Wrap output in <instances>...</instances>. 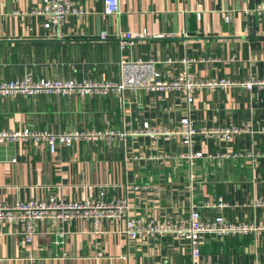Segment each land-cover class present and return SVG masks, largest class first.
Returning <instances> with one entry per match:
<instances>
[{
  "label": "crops",
  "instance_id": "1",
  "mask_svg": "<svg viewBox=\"0 0 264 264\" xmlns=\"http://www.w3.org/2000/svg\"><path fill=\"white\" fill-rule=\"evenodd\" d=\"M72 2L83 13L65 20L63 39L51 40L44 18L32 14L41 0H0V82L27 73L35 79L118 82L121 60H155L169 80L186 69L183 60L195 61L189 71L202 82L264 79V14H252L264 0H119V15H107L103 0ZM102 32L110 38L100 39ZM125 32L149 37L121 50L118 37ZM188 115L197 130L207 132L195 139L194 149L204 155L193 162L181 158L188 149L172 133ZM240 127L247 130L230 143L211 134ZM23 129L128 135L78 141L55 154L46 143H1L0 203L126 201L131 216L157 222L185 216L193 205L203 219L222 215L248 228L205 234L202 260L264 264V88H200L190 107L177 91L0 97V132ZM220 198L231 207L215 210ZM124 230L123 220L103 221L99 235L83 219L46 220L27 244L19 226L2 225L0 264L191 260L190 245L173 235L131 241Z\"/></svg>",
  "mask_w": 264,
  "mask_h": 264
},
{
  "label": "built area",
  "instance_id": "2",
  "mask_svg": "<svg viewBox=\"0 0 264 264\" xmlns=\"http://www.w3.org/2000/svg\"><path fill=\"white\" fill-rule=\"evenodd\" d=\"M105 13L107 15H119V0H103ZM83 12L73 5L72 0H41V5L32 14L44 18L42 25L46 39H63V28L65 20L70 16H78ZM249 12H246V14ZM252 14H264V5L256 8ZM201 18V14H198ZM225 21L230 22V17L225 16ZM149 37L147 32L133 33L125 32L119 35V46L121 50L134 46L135 42ZM110 38L107 32H102L100 39ZM201 61H205L204 59ZM194 60H183L186 69L179 72L174 78L166 79L158 62L155 60H121L119 62L118 82H96L92 80H53L48 78L35 79L27 73L8 82H0V97L9 96H34L40 94L70 96L77 95L85 98L92 95H106L108 93L122 94L128 90L136 92H166L177 91L182 93L187 101L188 107L193 104L194 92L200 88H226L240 86L247 91L255 88H264V79H249L243 82L221 81H198L189 71V63ZM168 64H174L167 60ZM147 128V126H146ZM247 128L227 129L223 131L209 132L220 135L226 142L230 143L234 136L243 133ZM148 132L151 137L155 133ZM182 139V143L188 149L181 158L193 162L203 158V153L194 149L196 137L207 132L197 130L194 120L188 115L185 117L178 129L172 132ZM127 132H97L94 130L69 131L64 133H53L50 131H35L23 129L17 132H0V144L4 142H27L36 144L46 143L52 154L57 152L59 146L71 147L78 141H98L124 139ZM225 156V155H223ZM248 156H251L248 154ZM229 157V155H227ZM16 162V160H12ZM231 207L223 199H219L213 208L223 211ZM73 219L90 221L94 225L95 235L100 234V228L105 220H123L125 222L124 233L128 240H139L147 235L166 236L173 235L177 240H183L190 245V262L188 264H212L202 260L201 241L205 234H235L247 231L245 226H237L228 222L222 215H215L209 219H203L197 207L191 205L190 211L185 216L167 218L159 222L154 220L144 221L130 215V206L126 201L65 203L55 199L48 201L16 202L14 204L0 203V234L2 225H13L21 228L24 242L31 244L33 238L38 234L39 223L50 220L54 223H64ZM62 236V234H61ZM62 241V240H61ZM60 241V242H61ZM59 242V243H60Z\"/></svg>",
  "mask_w": 264,
  "mask_h": 264
}]
</instances>
